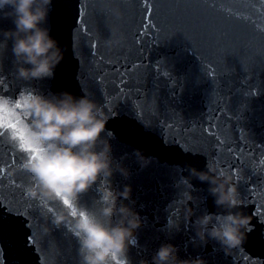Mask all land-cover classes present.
Segmentation results:
<instances>
[{"label":"water","instance_id":"95a60500","mask_svg":"<svg viewBox=\"0 0 264 264\" xmlns=\"http://www.w3.org/2000/svg\"><path fill=\"white\" fill-rule=\"evenodd\" d=\"M48 26L64 50L50 79H17L11 41L0 48V116L24 126L16 102L25 91L88 94L108 115L101 135L113 133L112 155L129 175L101 176L68 204L31 198L33 177L18 167L28 152L0 128V264H81L72 217L98 209L104 179L117 190L131 185L142 219L127 264L150 261L162 243L182 259L264 264V0H52ZM207 163L235 172L251 217L242 246L228 253L212 240L193 246L184 223L186 193L205 197L207 184L193 179L186 190L180 178ZM53 211L67 221L53 225ZM205 211H216L210 196L192 219Z\"/></svg>","mask_w":264,"mask_h":264},{"label":"clouds","instance_id":"9594fccd","mask_svg":"<svg viewBox=\"0 0 264 264\" xmlns=\"http://www.w3.org/2000/svg\"><path fill=\"white\" fill-rule=\"evenodd\" d=\"M51 4L52 0H0V19L12 25L0 28V48L11 41L17 79H50L64 58V50L48 26ZM16 104L18 113L27 118L23 127L25 145L34 150L18 166L33 177L34 183L26 189L29 197L77 201L101 176L108 178L117 171L129 175L112 155L108 137L113 133L101 135L108 115L88 94L25 91ZM134 154L141 166L148 163L142 150L135 149ZM186 170L188 175L180 178L186 190L193 188V179L207 184L205 197L186 193L191 204L184 209V223L187 227L191 221L193 246H205L212 240L225 253L242 246L251 217L244 211L246 205L235 172L212 163L203 170L191 165ZM97 192L98 209L83 208L72 217L81 264H127V249L135 243V232L142 225L140 214L130 206L134 204L131 185L117 190L104 179L97 185ZM208 196L216 211H205L192 219L196 207ZM67 219L64 211H53L51 222L60 226ZM178 252L176 245L162 243L150 261L142 259L139 264H207L204 257L182 259Z\"/></svg>","mask_w":264,"mask_h":264},{"label":"snow or ice","instance_id":"6c2138e0","mask_svg":"<svg viewBox=\"0 0 264 264\" xmlns=\"http://www.w3.org/2000/svg\"><path fill=\"white\" fill-rule=\"evenodd\" d=\"M18 105L16 104V107ZM23 127L22 125L18 124H6L5 121L3 120V117L0 116V128H10L14 130L15 135L18 137L19 141H20V147L21 149L27 151V152H31L34 151L32 148L28 147L25 145V140H24V132H23ZM65 204H68L69 201L64 200Z\"/></svg>","mask_w":264,"mask_h":264}]
</instances>
